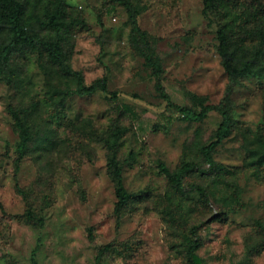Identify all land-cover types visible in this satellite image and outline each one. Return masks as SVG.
Returning a JSON list of instances; mask_svg holds the SVG:
<instances>
[{
    "label": "rangeland",
    "instance_id": "1",
    "mask_svg": "<svg viewBox=\"0 0 264 264\" xmlns=\"http://www.w3.org/2000/svg\"><path fill=\"white\" fill-rule=\"evenodd\" d=\"M16 1L29 40L0 22V44L12 43L0 65V264H188L184 236L192 225L203 264H264V0H215L211 14L203 0H131L169 99L222 102L229 112L212 165L200 147L215 139L221 114L192 122L167 106L131 43L123 5ZM219 24L238 41L237 56L254 60L235 79L221 64ZM52 39L69 72L43 46ZM73 72L86 86L104 78L105 90L78 93ZM9 107L29 131L17 164ZM116 133L115 158L131 195L122 207L107 165ZM184 161L194 168L178 191L159 163L173 171Z\"/></svg>",
    "mask_w": 264,
    "mask_h": 264
},
{
    "label": "trees",
    "instance_id": "2",
    "mask_svg": "<svg viewBox=\"0 0 264 264\" xmlns=\"http://www.w3.org/2000/svg\"><path fill=\"white\" fill-rule=\"evenodd\" d=\"M113 1L120 3L126 9L128 14V21L130 24L131 43L138 54L143 57L145 64L151 69L153 75L156 78V89L159 92L160 96L167 101V106L178 111L183 120L192 122L202 120L212 110H216L221 114L222 119L215 133V139L210 143L202 145L200 147L202 158L207 163L212 165L213 149L218 144H220V142L229 132L230 116L228 110L224 107L222 102H219L217 104H204L202 101H199L194 107L187 105L181 106L173 103L169 99L167 93L164 91L161 83L162 68L160 60L154 54L146 34L138 24V13L136 7L133 5L131 0ZM203 4V10L207 14H211L216 10L215 0H203ZM20 14L21 5L16 0H0V22L8 25L13 35L20 41H28L29 37L20 24ZM59 17L60 12L56 11L53 15H51L49 24L53 27H56L58 25ZM230 32L231 31L226 24H219L216 29V35L218 39V53L221 57L222 67L229 78L235 79L248 73L254 65V60H244L243 58L237 56V51L241 47L239 46L237 40L232 39ZM42 44L46 48V50H48L53 60H55L59 64L61 69L69 72V69L67 68L63 59L60 43L56 39H52L51 41L43 42ZM11 46L12 43L0 44V65H2L6 60ZM73 73L77 76L78 84L76 90L80 94H93L96 90L104 91L106 88L104 78H100L95 84L93 83L86 86L81 82L80 74L78 72ZM9 110L11 111V114L13 116L14 126L16 127L19 136V140L16 145L17 157L15 159V163L17 164L25 154L27 143L29 141V131L20 115L11 107H9ZM119 134L120 133H116L114 139L110 141L111 143H107L108 149L111 150V153L108 154L107 165L115 184L117 206L122 207L129 201L131 195L124 187L122 178V166L115 158V149L117 146V137L119 136ZM159 166L165 174L169 183L178 191L183 190V178L185 174L194 168L193 163L190 161L182 162L173 171L168 170V168L162 162L159 163ZM188 187L199 193V195L203 197V199L208 198L205 189L201 185L188 184ZM196 229L197 225H192L189 229L188 234L184 236V246L188 264H203L199 255L195 252V245L197 241ZM109 248L110 245L106 244L102 247V250H108ZM32 263L38 264L34 258H32Z\"/></svg>",
    "mask_w": 264,
    "mask_h": 264
}]
</instances>
